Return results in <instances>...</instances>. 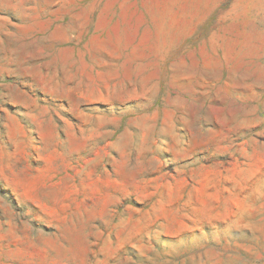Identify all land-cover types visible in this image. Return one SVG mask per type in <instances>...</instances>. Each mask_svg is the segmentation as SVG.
I'll use <instances>...</instances> for the list:
<instances>
[{"label": "rangeland", "instance_id": "374dc122", "mask_svg": "<svg viewBox=\"0 0 264 264\" xmlns=\"http://www.w3.org/2000/svg\"><path fill=\"white\" fill-rule=\"evenodd\" d=\"M0 264H264V0H0Z\"/></svg>", "mask_w": 264, "mask_h": 264}]
</instances>
